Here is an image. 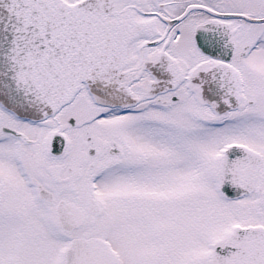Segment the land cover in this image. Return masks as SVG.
<instances>
[{"label": "snow or ice", "instance_id": "snow-or-ice-1", "mask_svg": "<svg viewBox=\"0 0 264 264\" xmlns=\"http://www.w3.org/2000/svg\"><path fill=\"white\" fill-rule=\"evenodd\" d=\"M0 264H264V0H0Z\"/></svg>", "mask_w": 264, "mask_h": 264}]
</instances>
